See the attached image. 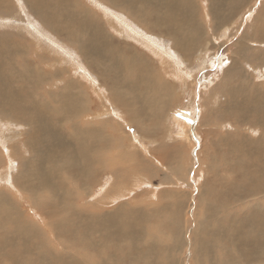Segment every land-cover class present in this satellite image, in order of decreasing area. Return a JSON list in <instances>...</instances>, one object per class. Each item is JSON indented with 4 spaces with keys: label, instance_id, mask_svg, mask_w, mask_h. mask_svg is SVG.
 <instances>
[{
    "label": "bare ground",
    "instance_id": "bare-ground-1",
    "mask_svg": "<svg viewBox=\"0 0 264 264\" xmlns=\"http://www.w3.org/2000/svg\"><path fill=\"white\" fill-rule=\"evenodd\" d=\"M24 1L32 8L40 6L48 8V3L52 2L54 6L59 7L55 8L56 10L62 11L63 6L68 5L67 0H22L23 7H26L24 12L26 15L21 21L11 7V2L0 0V20L9 19L22 23L29 17L32 21L34 18L40 22L41 26L43 25L41 28L47 30L51 38L53 36L57 41H63L66 44L65 46L69 49L67 55L72 56L73 53L77 61L81 60L82 64L88 68L87 70L99 73L101 87H108L110 91L109 98L115 87L122 86L123 82L128 84L132 81L134 83L135 78L141 77L138 75L134 58H126L122 51L117 56L113 48L104 45L103 40L106 38L102 36L94 38L91 34L99 27V30L104 29L109 36L118 37L114 34L115 28L117 30L125 26L121 30L127 35L133 30V22L148 23L151 18L143 5L148 4L145 0H135V6L132 0H104L113 10L120 11L115 15H109L113 23L108 18L109 23L105 21L104 24H100V20L87 11V15L79 20L73 14L67 29H63V23L55 21L47 14H41L37 19L36 15H33L25 6ZM247 2L248 0H204L199 9H196L190 0H154L151 2L155 5L151 11V16L155 17V27L153 30L147 28L144 31L150 32L147 35L156 38L158 42L166 38L172 41L165 49L160 43L152 45L148 43L149 46L156 48L159 58L155 53L156 57H154L160 61L161 65H164L163 72L168 70L173 72V75L177 73L184 76L187 71L185 72L184 68L181 70L178 66L187 64L188 57L194 54L202 57L203 52L208 53V58L212 55L213 45L208 41L207 36H203L202 23L196 18L198 10L203 11V23L206 26L209 27L212 21L215 23V39L222 50H228L218 41V36L225 29L228 19H232V16ZM73 7L77 12L82 13L84 10L80 0H75ZM161 8L167 16L162 15ZM135 10L139 12V18ZM119 16L126 17L121 27L118 21ZM90 19L97 25L91 23ZM85 26H89V29ZM18 28L29 35L30 27L19 24ZM246 30L247 28L243 27L241 35H244ZM237 31H232L231 34L234 32L236 35ZM254 33L255 36L264 38V22L259 24ZM3 38L0 37V40ZM39 43L38 41L35 43L38 48H40ZM37 45H29L28 49L27 44L20 41L16 44L12 54L14 58L23 61L22 68L26 70L25 74L28 76L14 71L15 64L10 54H3L0 59V146L5 151L2 152V148L0 149L3 157L0 160V189L6 193L35 192L36 197L25 200L28 204L26 208L32 210L33 206L34 213L38 215L41 222H45L43 219L46 216V210L43 207L45 203L39 204L37 197H44L50 202V215L57 217L61 224L49 228L43 224L41 226L38 218L28 212V224L15 227L9 222V216L4 214L6 210L0 208V228L3 230H0V264L179 263L178 254L171 255L168 251H159L157 247L159 241H170L168 233L174 237V234H179L181 227L186 231L184 228L186 220L183 223L181 219L171 222L164 217L165 213L172 210L174 202H163V198L168 196L164 188L171 185H169L170 182L165 183V177L155 182L159 165L154 166L150 163L146 164L143 160L138 161L140 154L132 152L131 146L125 148L121 138L119 142V125L115 124L108 136L100 135L94 128L96 123L93 122L102 117L94 120L91 112L83 116L89 115L87 124L92 125L93 128L85 130L71 125L74 131L69 132L71 134L69 139L65 137L56 139V135L59 134L57 116L75 121L82 109L94 103L89 99V96L92 98L93 87L81 84L79 69L77 71L74 69V76L65 75L66 70H63V62L58 59V56L46 60L47 55L38 53ZM230 45L229 41L226 46ZM31 51L42 64L55 71L54 76L56 77L48 79L45 71L37 67L35 62L34 67L38 72L31 71L32 66L28 65L29 60L26 59L27 54L31 55ZM142 51L152 54L150 50ZM173 54L177 56V60L169 59L168 56H173ZM99 60L104 62L98 63ZM226 60L224 59L223 65L217 70L221 78L219 82L222 84L230 77H235V81L231 87H228V94L224 100L225 106L222 104L224 109L211 112L217 117V120L213 121L214 130L211 131L213 137L217 127L225 132H222L220 139L217 137L210 140L212 148L200 153L202 154L201 159L205 162L202 165L206 170V177L198 182L197 197L192 213L194 222L189 236L185 237L191 244L192 256L188 264H264V92L256 90L254 86L250 87L248 83V78L253 77V74L264 79V67L256 65L251 53L248 52L243 62L244 67L233 61L232 67L224 70ZM70 62L74 68L77 67L75 59ZM237 67L241 71L240 83L237 82ZM247 71L251 74L247 75ZM111 74L114 75L111 76ZM146 82L147 88L154 87L157 90H164L165 93L172 92V86H162L165 82L163 79L146 80ZM135 86L136 84H131L132 88ZM41 89L45 96L57 89L59 94L56 97L62 101V107L55 111H46L39 103L34 100L30 101L28 97L32 95L36 97ZM165 97H167L166 94ZM152 99L155 98L152 97ZM26 100L27 108L31 107V111L23 107ZM112 102L115 105H130L128 115L131 117L135 113L133 104L138 105L137 116L148 112L147 105L149 110L153 109V102H147L144 107L138 98L134 101L131 97L124 100L118 94L113 96ZM156 108L154 110H161ZM83 116L77 119L79 123H83ZM6 121L9 123L13 121L17 128L11 129L6 125ZM217 121L222 122V125H218ZM203 123L210 124V121H203ZM184 127L188 126L184 125ZM138 128L143 131L141 125ZM88 133H93L95 138L88 137ZM60 135L63 136L62 132ZM13 137L16 144L15 150L11 146ZM173 146L175 151L181 149L178 144H173ZM114 147H118L120 153L129 155V157L122 159L120 154V161L116 156H107L108 149ZM19 149L23 153L29 152L33 159L22 157V154L17 153ZM110 162L117 166L114 167ZM129 162L138 163V166L143 167L142 170L134 173ZM21 163H23V168H20ZM18 167L19 169L16 170ZM99 171L112 180L108 188L104 187L103 190L99 189L95 192L92 187H88L85 196L77 195L79 198H74L72 202L71 197L61 194L62 189L73 188L81 181L91 182L97 177ZM197 174L200 179L201 173ZM103 184L100 183L97 186L101 188ZM49 194L54 197H49ZM95 194L96 197H94ZM83 200L84 203L89 204L87 207L95 214V220L68 219L73 208ZM68 201L71 202L68 213L62 214L65 212L63 204ZM56 203H58L57 206H55ZM99 204L104 205V208H110L109 212L101 213L99 209L96 210ZM135 204L137 208L132 206ZM129 206L132 207L128 208ZM143 206L154 207L155 211H148L141 217H133L138 214V210L142 213L146 211ZM8 210L12 215H16L21 212V207L17 204L13 208L9 207ZM52 223L56 222L52 220ZM61 235L59 246H54L51 238H59ZM125 239L128 242L134 240L135 242L130 246L137 248L138 251L134 249L126 252L116 250L123 259L118 260V254H113L112 247L123 249L127 244ZM181 244V240H173L171 246Z\"/></svg>",
    "mask_w": 264,
    "mask_h": 264
},
{
    "label": "rangeland",
    "instance_id": "rangeland-1",
    "mask_svg": "<svg viewBox=\"0 0 264 264\" xmlns=\"http://www.w3.org/2000/svg\"><path fill=\"white\" fill-rule=\"evenodd\" d=\"M9 1L11 2V7L14 9L15 14H17V16L21 21V19L26 15L24 13L26 7H23L24 5H22L21 2L22 0H9ZM132 1H133V5L135 6L136 5L135 0ZM145 1L148 4H143V5L145 6L146 10L149 12V16L151 18V20H148L149 21L148 23L144 24L140 22L141 24H139L136 21L133 22L132 23L133 30H131L130 32L127 33V35H125L122 33L121 30L125 26L121 27V24L123 23V21L125 22L124 18L126 17L119 16L118 21L121 29L116 30L115 28V33H114L119 38L116 37L115 35H114L115 37L109 36L108 33L104 31V29L99 30V27L96 29V31H94L91 34L92 37L94 38H99L100 36L106 38V40H103L104 45L106 47L113 48L117 56L119 55L120 51H122L126 58H134L136 60L138 75H140L141 77L135 78L134 83L132 81H129L128 84L123 82L122 86L115 87L114 91L112 92L111 98H109L110 91L108 87L105 86L101 87V83L99 81V76H98L99 73L98 72L92 73L89 70H87L88 68L82 64L81 60L80 62L77 61V59L75 58L74 54L71 51L70 53H72L71 54L72 56L67 55L69 49L67 48V46H65L66 44L63 41L60 42L59 40L57 41L56 38H54L53 36L51 38V35L48 32H46L47 30L45 31L43 28H41L43 25L41 26L40 22L36 21L34 18L32 21L31 20L32 18L28 17L30 20L26 18L24 19L25 21H23L22 23H19L16 20H14L13 22L12 20L9 19L0 20V26H1L0 37H4L3 40H0V59L3 54H10V58L14 61L15 64L14 71L16 73H22L24 76H28L25 74L26 70L22 68L23 61L14 58L12 54L18 42L23 41L24 43L27 44V48H28L29 45L36 46L37 44L35 43L36 41H38L40 42L39 43L40 48H38V45L36 48L38 53H41L43 55L46 54L47 55L46 60L53 58L54 56H58V59H60L63 62L62 64V68H64L63 70H66L64 71L65 75L74 76L75 75L74 69L76 71L77 69H79L78 75L80 77V73H81V78H80L81 84L87 87L90 85L93 87L91 93L92 98L89 96V99L94 103H91L87 108L82 109L77 119H79L81 115L83 116L84 114H89V112H91L90 113L91 117L94 120L97 119L98 117H102L98 121L95 120L93 123H96V126H94V128L98 131V133L100 135H105V136L109 135L112 127L115 124L119 125L120 128V131H118L119 142L121 138L123 140V144H125V148L131 146V148L133 149L132 152H137L138 154H140V158L138 161L143 160L146 164L150 163L154 166H156V164L159 165L158 169L160 171L158 170V177L157 178L155 177L156 180L155 179L154 180L157 183L159 179L165 177V183L170 182L169 185L171 186L168 188H164V190L168 193V196L163 198V202L164 203L170 201L174 202L172 206V210L170 212L165 213L164 217H167L171 222L174 220L178 221L179 219H181L183 223L186 220L185 223L186 225H184L186 231H184L183 228L181 227L179 234H174V237L170 233H168V235L171 238L170 241L168 240L159 241L157 247L159 248V251H168L170 252L171 255L178 254L177 256L179 263L177 264H188L190 262L189 260L192 254L190 251L191 244L187 242L186 238L187 236H189L190 228L194 222V219L192 218V213L194 210V205L197 197V189L199 186L198 182L202 181L206 177V172H205L206 170H204V165H202L205 162L203 161V159H201L200 155L202 154L200 153H203V150L205 149L212 148L210 140L212 138L213 139H216L217 137L219 138L222 135V132H225L221 128L217 127L216 133L213 137V133H211V131L214 130L213 121H216L217 117L212 115L211 112L214 110L217 111L219 109H224L225 106L224 100L228 94L227 93L228 87H231L235 81V77H230L229 79L226 78L227 80H225L221 84L220 83L221 78L220 75L217 73L218 72L217 70L221 65H223L224 59H227L226 64L224 66V70L230 69L232 67L233 61H235L237 65L243 66L246 52L251 53L252 59L254 60L256 65H262L264 67V38H259L255 36L254 33V30L259 26V24L261 22H264L263 21L264 0H248V2L245 3V5H243L242 9L239 10L234 16H232V19H228V22L225 25V29H223L218 36L219 37L218 41L221 42L223 46L228 48V50L225 49L222 50L220 44L215 39V30H214L215 23L212 21L209 27L206 26L203 23L204 20L203 11L198 10V12L196 13V18L198 21L202 23L201 32L203 36H207L208 41H210L213 45L212 55L208 58L207 56L208 53L203 52L202 57L195 54L191 57H188L186 59L187 64H183V66H178L181 70L184 68L183 70L185 72L187 71L186 74H184V76H180L177 73L173 75V72L168 70H165V72H163L164 65H161L159 63L160 61H158L155 58L157 55L156 48L154 49V47L149 46V44L152 45V44L160 43L161 47L163 46V49H165V47H169L172 41L166 38V40H162V42H158L156 38L149 37L147 35L150 34V32L148 33L144 31V29L147 30V28L153 30V28L155 27L154 26L155 17L151 16L152 8L153 6H155L151 2H153L154 0H145ZM190 1L192 2L193 6L196 9H199V6L201 8L202 7L201 5H203L202 2H204V0H190ZM67 2H68V5L66 6L67 8L63 6L64 10L62 11L56 10L55 8H59V7L54 6L52 2L48 3V8H46V6L32 8V6L27 4L26 2H25L26 4L25 6H27V8L30 10V12L33 15H36L37 19L39 18V15L47 14L51 16L55 21L63 23L62 26L63 29L68 28L70 24L69 23L70 18L73 14H75L77 16L76 18H78L79 20V18L85 17V15H87V13L89 12L90 15H93L94 17L100 20L99 21L100 24H104L105 21L108 22L109 15H115L116 13H120V11L113 10L112 7L109 4H107L104 0H93V1L80 0L81 5L84 7L83 9L85 10V11L82 10V13L81 11L79 12L75 11L73 7V3L75 2V0H67ZM160 11L163 13L164 11L163 8H161ZM135 12L137 17L139 18V12L137 10H135ZM162 15L167 16V13L164 12ZM110 21L112 22L111 19ZM90 22L97 25V23L92 22L91 19ZM9 24H13V25L8 26ZM19 24H22L24 27L27 28L30 27L28 30L29 35L24 31H22L20 28H18ZM84 24L86 25V23ZM85 27L89 29V26H85ZM243 27H245V29L247 28V30L244 35H241ZM236 30H238L236 35L234 34V32L233 34H231L232 31H236ZM232 36L233 38H231ZM229 41L231 45L226 46L227 44H229ZM49 50L52 52H50ZM142 50L145 51L150 50L149 52H151L152 54L155 53L156 55L155 54L152 55L148 52L144 53ZM49 54L52 57H50ZM205 54L206 57H204ZM157 57L159 58V55H157ZM168 57L170 60L178 59L177 56L174 54L173 56L170 55ZM31 58L33 60H31ZM26 59L29 60L27 61L28 65L32 66L31 71L35 73L38 72L37 68L34 67V62H35L37 67L42 68L45 71V76L48 79H53L54 77H56L54 76L55 71L46 67L45 64H42V62L35 57L32 51H31V55L27 54ZM73 59L76 60V66H77L76 68H74V66L70 62ZM97 62L103 63L104 61L99 60ZM188 73L190 75H188ZM240 73L241 71L239 67H237L238 83H240L241 81ZM246 74L249 75L251 73L247 71ZM113 75L114 74H111V76ZM157 76L158 78H155ZM252 76L253 77L248 78V83L250 87L254 86L256 87V90H260L264 92V79L262 77L259 78L257 75L255 76V74H253ZM159 78L165 81L162 85L163 87H165V85L169 87L172 86L171 87L172 92L165 93V91L164 90L162 91V89L157 90L154 87L147 88L146 80L156 81ZM131 84H136V86L132 88ZM46 89L49 90L48 86H46ZM88 91L90 92L91 90L89 89ZM38 92L39 94L36 95V97H34L33 95L28 97L30 101L34 100L36 103H39L41 108H45L46 111H55L62 107V101L56 97V95L59 94L57 89L50 91L46 96L43 93L42 89L39 90ZM115 94H118L121 97V99L124 100L131 97L134 101L136 98H138L144 107H146L147 102H151V103L153 102L152 103L153 109L149 110V106L147 105L148 112L146 111L143 114L137 116L138 105L133 104L135 113L134 116L131 117L128 115L130 113V105H119V104L115 105L112 102V98ZM165 94L167 97H165ZM152 97L155 99H152ZM23 107L31 111V107L27 108V100L24 102ZM156 107H158L161 110L159 111L154 110L157 109ZM77 119L75 121H71L70 119H66L65 117L58 115L56 120L59 127V134L56 135L55 138L62 139L63 137H65L66 139H69V137L71 136L69 132H73L74 127L84 128L85 130L93 128L92 125L87 124L89 115L83 116V123H79ZM203 121H210V124H205L203 123ZM8 123L9 122L6 121V125L11 129L17 128V126L14 124L13 121H10L9 124ZM153 123H155L156 125L155 124L153 125ZM225 123H230V122H225ZM220 124L222 125V122L218 123V125ZM71 125H73L74 127H71ZM139 125L142 126L143 131L139 130L138 128ZM184 125L185 126L187 125L188 127H184ZM1 131L4 132V130ZM147 131L150 133V134L148 133L149 135L147 134ZM61 132L63 134L62 137L60 135ZM88 137L95 138L93 133H88ZM17 141L18 138L16 139V142ZM173 144L180 145L181 149L175 151ZM11 146L13 150H15L16 144L14 143V137L12 139ZM1 148L2 147L0 146V149ZM1 151L5 152L3 148L1 149ZM209 151L211 152V150ZM212 151H214V149ZM219 152L220 151L218 149V153ZM17 153L22 154V157L25 158L29 157L33 159V156H31L29 152L23 153L22 150L19 149ZM120 154L123 157L122 159L129 157V155L127 156L120 153V149L118 147L116 148L114 147L110 150L108 149V151L106 152L107 156H116L121 161V158L119 157ZM203 157L205 159L204 155ZM2 159L3 157L0 153V160ZM162 162H165V164H161ZM110 163L114 167L117 166L114 165L112 162ZM129 164L130 166H132V171L134 173H139L140 170H142L143 168L138 166V163L136 164V162L135 163L129 162ZM20 168H23V163L20 164ZM18 169L19 167L16 170ZM115 171H117V169ZM198 172L201 173L200 179H198L197 177L199 175L197 174ZM111 181H112L111 179L107 178L106 175L102 174V172L99 171L97 177L93 179L91 182L86 183V181H81L78 185H75V187L73 188L68 187L62 189L61 194L63 196L67 195L71 197V202H72L73 199L77 198L78 196L79 197L85 196L88 187H92V190L97 192L99 189L103 190L104 187L108 188L110 186L109 184H111ZM100 183L102 184L104 183L101 188L97 186ZM114 188L118 189V187H114ZM34 193L35 192L32 191L28 193H20V192L6 193L0 189V197L2 199V201L0 202V208H2V210H6L4 214H7L9 216L10 218L9 222L11 223V225L17 227V226H21L22 224H28V218H27L28 212L31 215H34L38 218V215L34 213L35 208L32 206V210L31 209L27 210L26 207L28 204L25 202V200H30V197L33 198L35 196ZM41 193H45V191H41ZM48 196L51 198L54 197V195L52 194H49ZM94 197H96V194ZM37 198L39 204L43 202L45 203V205H43L44 209L46 210L45 213L46 216H44L43 218L45 222H41L38 218L39 222L41 223V226L43 224L44 226L49 228L50 226L61 224L60 220H57L58 219L57 217H53L50 215L49 212L51 208L50 202L46 200L44 197H37ZM71 202L68 201L67 203L63 204V209L65 210V212H63L62 214L68 213V209ZM84 202H85L84 200L81 201L77 207L73 208L72 214H70L68 219L70 218H72L73 220L91 219V221L95 220L94 218L95 214L87 207V205L89 204ZM17 204L20 205L21 212L16 215H12L8 210V208L9 207L13 208ZM57 205L58 203L55 204V206ZM132 206H134L135 208L138 207V206L136 207V204ZM132 206H129L128 208ZM143 207L146 208V211L142 213L140 210L137 209L138 214H135L133 217H141L148 211L151 212L155 211L154 207H150V206H143ZM98 209L101 211V213H104V212H109L108 210L110 208H104V205L99 204L96 206V210ZM52 220H54L56 223L53 224ZM160 220H158V222H160ZM0 230L3 231L1 228ZM61 239H62V235L59 238H51V241L54 244V246H59V242ZM138 239L139 242H141L139 237ZM125 240L127 244L123 249L120 247L117 248L112 247L113 254L115 253L118 254V258H117L118 260H123L121 258L122 255L117 253V251L119 250H122V252L130 251L132 249L138 251L137 248H133L132 246H130V244H133L135 242L134 240H131L129 242L127 239ZM173 240L175 241L181 240L182 244L171 246ZM111 264H116V263H111Z\"/></svg>",
    "mask_w": 264,
    "mask_h": 264
}]
</instances>
